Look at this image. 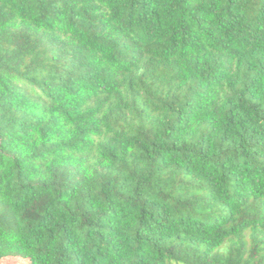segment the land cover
<instances>
[{
  "label": "trees",
  "instance_id": "trees-1",
  "mask_svg": "<svg viewBox=\"0 0 264 264\" xmlns=\"http://www.w3.org/2000/svg\"><path fill=\"white\" fill-rule=\"evenodd\" d=\"M264 264V0H0V264Z\"/></svg>",
  "mask_w": 264,
  "mask_h": 264
},
{
  "label": "rangeland",
  "instance_id": "rangeland-1",
  "mask_svg": "<svg viewBox=\"0 0 264 264\" xmlns=\"http://www.w3.org/2000/svg\"><path fill=\"white\" fill-rule=\"evenodd\" d=\"M9 263L11 264H28V262L26 260H20V259H17V260H12V261H9Z\"/></svg>",
  "mask_w": 264,
  "mask_h": 264
}]
</instances>
